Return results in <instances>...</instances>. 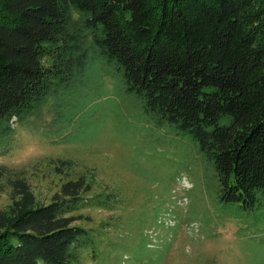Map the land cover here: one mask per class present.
Returning <instances> with one entry per match:
<instances>
[{
  "label": "trees",
  "instance_id": "trees-1",
  "mask_svg": "<svg viewBox=\"0 0 264 264\" xmlns=\"http://www.w3.org/2000/svg\"><path fill=\"white\" fill-rule=\"evenodd\" d=\"M73 8L85 31L71 30ZM89 50L121 71L150 119L190 134L220 201L264 204V0H0V146L48 94L69 89ZM8 184L0 264H82V251L96 255L116 227L76 224L75 211L92 203L83 176L48 202L22 177Z\"/></svg>",
  "mask_w": 264,
  "mask_h": 264
},
{
  "label": "rangeland",
  "instance_id": "rangeland-1",
  "mask_svg": "<svg viewBox=\"0 0 264 264\" xmlns=\"http://www.w3.org/2000/svg\"><path fill=\"white\" fill-rule=\"evenodd\" d=\"M79 29L83 15L73 8L71 30ZM48 96L0 146V209L12 178L48 202L62 182L83 176L92 203L75 211L76 224L116 227L96 255L82 251V264H264V204L247 211L220 201L211 160L187 131L150 119L112 62L89 50L69 89ZM108 194L115 205L97 201Z\"/></svg>",
  "mask_w": 264,
  "mask_h": 264
}]
</instances>
